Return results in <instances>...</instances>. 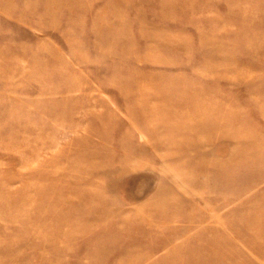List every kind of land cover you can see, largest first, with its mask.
Wrapping results in <instances>:
<instances>
[{
	"label": "rangeland",
	"instance_id": "rangeland-1",
	"mask_svg": "<svg viewBox=\"0 0 264 264\" xmlns=\"http://www.w3.org/2000/svg\"><path fill=\"white\" fill-rule=\"evenodd\" d=\"M210 243L264 264V0H0V264Z\"/></svg>",
	"mask_w": 264,
	"mask_h": 264
},
{
	"label": "bare ground",
	"instance_id": "bare-ground-1",
	"mask_svg": "<svg viewBox=\"0 0 264 264\" xmlns=\"http://www.w3.org/2000/svg\"><path fill=\"white\" fill-rule=\"evenodd\" d=\"M173 105H174V103H167V102L158 103L157 105L152 106L153 108H150V109H145L144 108V109H142V113L141 114L142 115L143 114L148 115V114H151L152 113V115H153V114H156V113H160L161 115H163V117L165 119H173V118L180 119V118H182V114H179V113L178 114H175V112H173L171 110V107ZM131 115H133V113H131ZM147 119H146V121H147ZM146 124H148V123H146ZM150 126H151V123H150ZM191 126L192 125H190V124H188V125L186 124L185 125L186 129L191 128ZM152 127H153V129H152ZM152 127H150V129L152 131H154L155 128H154L153 125H152ZM180 128H170V132H172V133L177 132V131H179ZM182 129H183V127H182ZM151 142L154 145L160 144V142H153L152 140H151ZM83 158H84L85 161H88V160H90L91 162H95L96 161V163H97V161H99L100 163L101 162L102 163H105L106 162V160L104 158H101L100 159L98 157L97 159H95V158H93V157H91L90 155H87V154H85ZM162 191H163V189L160 190V192H162ZM83 195H85V194L83 193ZM71 207H73V209H76V210H74L75 211V214H73V215L72 214H67V212H66V214L63 216V218H64V220H68L69 222H72V223H76L77 222V215H80V217L78 218L79 220L81 219L82 221H84L85 220V217H82L81 216V214L84 213V212H93L94 215H95L94 217L97 218V219L98 218H102L103 216L109 217V215L111 214V213H106V211H105V213L99 212L101 210V206L100 205H98L96 207H93V208L92 207H90V208H88V207L84 208L80 204H75V205H72ZM150 217L151 216L147 217V220H146L147 222H151L152 220H155L153 217H151V218ZM160 217H162V218H160L161 219L160 221L162 223H164V222L167 223V224H165V227L166 228L170 227L169 226L170 224L168 225V223H171V216H169V215H162ZM82 230H83V228H82ZM169 241H171V239L169 237L168 238H165L164 243L165 242L167 243ZM207 245H208V246H206L207 248L201 247V249L198 250L197 253L192 252V251H189V254L186 255L187 257L184 259V261H186L187 263H189V260L190 259H188V258L197 257V260L195 262L192 261V263H190V264H218L219 262H228V258H230L231 255H226L224 252H222L223 244L219 245V244L210 243V244H207ZM232 260H234V258H232L231 261ZM136 261H139V260H136ZM132 264H136V262L135 263H132ZM179 264H181V261H179Z\"/></svg>",
	"mask_w": 264,
	"mask_h": 264
}]
</instances>
